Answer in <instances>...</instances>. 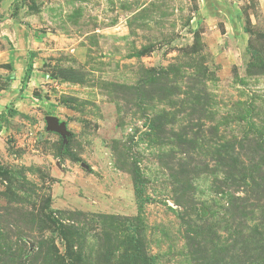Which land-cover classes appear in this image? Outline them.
Instances as JSON below:
<instances>
[{
	"label": "rangeland",
	"instance_id": "rangeland-1",
	"mask_svg": "<svg viewBox=\"0 0 264 264\" xmlns=\"http://www.w3.org/2000/svg\"><path fill=\"white\" fill-rule=\"evenodd\" d=\"M263 174L264 0H0V264L245 261Z\"/></svg>",
	"mask_w": 264,
	"mask_h": 264
},
{
	"label": "trees",
	"instance_id": "trees-1",
	"mask_svg": "<svg viewBox=\"0 0 264 264\" xmlns=\"http://www.w3.org/2000/svg\"><path fill=\"white\" fill-rule=\"evenodd\" d=\"M31 69H32V63H30L26 69L24 78L22 80V89L25 88L28 79L31 75ZM262 170L261 168H259ZM260 179L263 181L264 185V174L260 175ZM254 181V180H253ZM254 183H256L254 181ZM262 184L256 183V186H261ZM264 191V188L262 189ZM260 196H258V199ZM235 198L231 196L229 198L230 201V208L235 211L238 218H244L249 217L251 220L254 221L253 225L251 226L249 230V241H248V251L245 261L238 260L236 257L232 258L230 261L225 264H264V207L260 210L259 216H256L258 214L257 212L251 210V216H248V212H244L247 206L241 205L239 207L238 204H236ZM257 199V200H258ZM260 209V206H259ZM250 211V210H249ZM134 229H136L134 227ZM139 232L138 229L135 230L132 234H129L130 237L128 240H125L124 243L127 244L125 246L126 252H127V263L130 264H150L148 256L145 253L144 249V238L138 237L137 233ZM44 245L46 249L45 253L40 257H42L43 263H50V264H66L65 259L60 253L56 250H54V247L50 246L49 242L42 241L40 246ZM24 259H31V255H28L27 253H22ZM39 260L38 254H36V257H32L33 260ZM225 259H220L219 262H224ZM208 261V260H206ZM23 260L19 261V264H23ZM210 263V260H209ZM208 263V264H209ZM207 264V262H206ZM220 264V263H218Z\"/></svg>",
	"mask_w": 264,
	"mask_h": 264
},
{
	"label": "water",
	"instance_id": "water-1",
	"mask_svg": "<svg viewBox=\"0 0 264 264\" xmlns=\"http://www.w3.org/2000/svg\"><path fill=\"white\" fill-rule=\"evenodd\" d=\"M48 129L57 130L62 133H67L65 130V124L59 122V120L55 116H48Z\"/></svg>",
	"mask_w": 264,
	"mask_h": 264
},
{
	"label": "crops",
	"instance_id": "crops-1",
	"mask_svg": "<svg viewBox=\"0 0 264 264\" xmlns=\"http://www.w3.org/2000/svg\"><path fill=\"white\" fill-rule=\"evenodd\" d=\"M17 26H18V28H16V27H14V25H12V27H13V30L11 29V28H9V29H7V31L5 32V35L7 36V37H9V39H11V38H17V36L18 35H20V33H22V31L24 32L25 31V28H24V26H22V25H18L17 24ZM14 36V37H13Z\"/></svg>",
	"mask_w": 264,
	"mask_h": 264
}]
</instances>
